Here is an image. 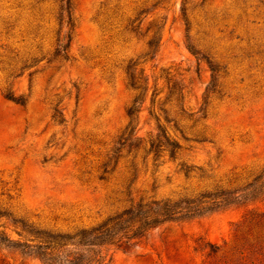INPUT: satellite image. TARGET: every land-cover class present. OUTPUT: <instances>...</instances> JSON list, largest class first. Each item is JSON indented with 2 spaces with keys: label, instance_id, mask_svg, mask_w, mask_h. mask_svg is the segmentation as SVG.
<instances>
[{
  "label": "rangeland",
  "instance_id": "1",
  "mask_svg": "<svg viewBox=\"0 0 264 264\" xmlns=\"http://www.w3.org/2000/svg\"><path fill=\"white\" fill-rule=\"evenodd\" d=\"M71 3L72 27L62 0H0V236L11 242L0 264H44L35 232L74 236L139 204L236 198L264 174V0ZM129 74L145 90L132 119ZM159 129L172 154L151 148ZM262 191L94 254L264 264Z\"/></svg>",
  "mask_w": 264,
  "mask_h": 264
},
{
  "label": "trees",
  "instance_id": "2",
  "mask_svg": "<svg viewBox=\"0 0 264 264\" xmlns=\"http://www.w3.org/2000/svg\"><path fill=\"white\" fill-rule=\"evenodd\" d=\"M71 6V0H62L60 6V13L65 14L67 24L70 27L73 26ZM182 15L187 31L188 23L185 18L184 9H182ZM69 44L70 39H68V42L65 45H58V48L56 49V52H58L57 54H60V52L66 53ZM153 44L154 42H150L149 45L153 46ZM188 50L195 54L194 50L189 45ZM210 69L213 72L215 71L211 66ZM129 75L131 77L129 86L132 89L139 90L138 94L134 97L132 104L126 111L127 116L132 119L139 112L144 101L143 93L145 90L141 86H137L133 74ZM4 97L17 105H25V100L22 96L15 97L9 93ZM132 122L133 121L130 120L126 127V131H129V134L134 132ZM156 140L159 144L157 146H153L152 144V149H159L162 146L161 142H164L167 147L172 149L170 150L172 154L173 148H175V146L178 147L176 142H170L166 132L161 129H159ZM263 189L264 174L263 176L258 177L254 183H251L246 190H244L243 194H240L236 198H232L228 193H221L219 195L202 196L200 200L190 202L163 201L145 205L139 204L138 206L131 207L110 216L92 229L82 230L74 236L65 234L45 235L35 232V248L37 249L36 257L44 264H107L104 257H99L94 254L95 248L116 246L118 248L126 249L132 243L144 238L149 231L165 223L203 216L229 207L230 205L239 204V200L242 198L245 200L248 198L255 199L256 196L263 193ZM2 241L11 243L6 238L0 236V242ZM68 248L82 249L83 253L75 254L67 252ZM63 249H66V254H59V250Z\"/></svg>",
  "mask_w": 264,
  "mask_h": 264
}]
</instances>
